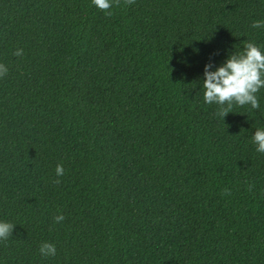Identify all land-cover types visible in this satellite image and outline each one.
I'll return each instance as SVG.
<instances>
[{
	"label": "trees",
	"instance_id": "obj_1",
	"mask_svg": "<svg viewBox=\"0 0 264 264\" xmlns=\"http://www.w3.org/2000/svg\"><path fill=\"white\" fill-rule=\"evenodd\" d=\"M111 11L0 0V264H264V89L223 122L202 87L206 64L264 49V0Z\"/></svg>",
	"mask_w": 264,
	"mask_h": 264
},
{
	"label": "clouds",
	"instance_id": "obj_2",
	"mask_svg": "<svg viewBox=\"0 0 264 264\" xmlns=\"http://www.w3.org/2000/svg\"><path fill=\"white\" fill-rule=\"evenodd\" d=\"M135 0H123L125 6H130ZM91 4L98 10L112 15L111 9L121 6V0H91ZM254 29L264 28V20H257L251 24ZM23 49H16L13 55L23 56ZM210 62L204 67V78L202 80L203 101L208 105H216L215 113L223 120L233 113L234 106H250L253 110H259L260 103L258 93L264 89V49L252 41H244L243 49L231 53L226 60L213 70ZM8 73L6 65L0 63V78ZM251 143L255 145V151L264 154V128H257L252 135ZM57 179L54 184H60L59 177L65 174L62 164L55 169ZM254 185H249L248 191H252ZM222 195H231V191L225 188ZM65 219L63 214L54 217L55 223H61ZM16 225L10 222L0 221V242H6L13 233ZM57 249L55 244L44 242L39 246V254L42 257H54Z\"/></svg>",
	"mask_w": 264,
	"mask_h": 264
}]
</instances>
